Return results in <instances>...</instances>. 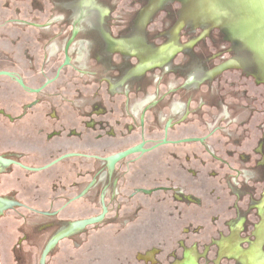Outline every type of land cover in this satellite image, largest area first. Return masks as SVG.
<instances>
[{
  "label": "flooded vegetation",
  "instance_id": "flooded-vegetation-1",
  "mask_svg": "<svg viewBox=\"0 0 264 264\" xmlns=\"http://www.w3.org/2000/svg\"><path fill=\"white\" fill-rule=\"evenodd\" d=\"M12 1L26 11L28 0H0V124L12 134L0 140V218L13 213L22 224L12 230L21 236L7 249L11 261L41 264L46 252L44 264L57 255L74 264L76 253L90 255L85 230L107 223L120 226L116 264H264V132L240 150L250 109L221 86L242 69L233 49L199 45L191 29L169 42L174 7L156 35L151 22L140 24L142 6L135 23L119 12L98 24L89 8L75 17L74 0H31L46 17L27 23L10 18ZM140 27L144 40L130 39ZM28 187L45 200L19 198Z\"/></svg>",
  "mask_w": 264,
  "mask_h": 264
},
{
  "label": "water",
  "instance_id": "water-1",
  "mask_svg": "<svg viewBox=\"0 0 264 264\" xmlns=\"http://www.w3.org/2000/svg\"><path fill=\"white\" fill-rule=\"evenodd\" d=\"M124 1L137 16L140 13V6L143 7V13L139 15L140 19L143 23L151 22L149 28L156 29V35L164 30L162 20L166 16L163 11L172 10L174 7L176 10L166 22L165 32L168 36L166 39L171 43H175L179 31L191 29L196 35L193 41L204 40L199 45L210 46V43H214L219 50L233 49L232 57L242 69L225 74L221 86L226 87L225 92L234 95L233 100H230L231 103L235 105L242 103L250 109L241 117L245 119L249 115V126L245 128L248 130L246 136H248L247 140L256 147L258 134L264 132L261 129L262 125L264 126V0H154L152 2L147 0L144 4H142L144 0ZM71 41L72 39L66 49ZM215 49L210 48V54H215ZM228 68L225 64L216 71ZM240 72H249L250 77H241ZM139 150L140 147H137L133 151ZM127 154L118 155L111 160L114 163ZM99 220L100 218L89 220L78 224L77 227L93 225ZM45 255L46 252L41 264H44Z\"/></svg>",
  "mask_w": 264,
  "mask_h": 264
},
{
  "label": "rangeland",
  "instance_id": "rangeland-1",
  "mask_svg": "<svg viewBox=\"0 0 264 264\" xmlns=\"http://www.w3.org/2000/svg\"><path fill=\"white\" fill-rule=\"evenodd\" d=\"M110 2H112L113 4H115L114 6V11L112 13H110V10L108 7L101 5L98 0L94 1V0H74V4L72 5L73 10L72 12L74 14H76L75 17L78 16V14L84 12L87 10V8L92 9L93 10V23H106V21L108 19L110 20H114L116 19L117 13H121L122 15V19H123V24L126 23H131L132 21H134L133 23H135L137 15L133 12V10L125 3L124 0H109ZM31 0H28V6L26 8V11H24L22 9V7L19 6V3H11V11H10V18L11 19H18V18H22L27 20V23H32L33 22V18L35 17H39V21H42L43 18H45V14L42 12L41 14L38 13L37 8L33 6L32 3H30ZM100 5H99V4ZM17 8V10H16ZM19 9H22L19 11ZM46 9V6L45 8ZM43 10V9H42ZM6 14L7 11H3V9L1 8L0 5V40L1 35L4 34V29L2 27V24L5 21L6 18ZM43 14V15H42ZM135 16V17H134ZM138 19V18H137ZM140 20V24L142 23V20ZM38 21V22H39ZM88 20H86L85 22H87ZM84 22V21H82ZM112 22V21H111ZM141 29L143 30V28H139L138 31L134 32L131 37H129L130 39H137V40H144V35H143V31L141 32ZM12 35H14L15 33L12 31ZM28 35L29 33H31L30 31H27ZM23 45V44H21ZM21 45H16L13 49L16 52V54H19V50H22ZM3 42L0 41V50L3 49ZM27 47H29V45H27ZM3 81L2 78H0V83ZM15 95H11V97H14ZM0 97H2V95L0 94ZM34 97H28L27 100H33ZM9 132H6V128L3 127L0 124V140L2 141V137H4L3 139L7 140V138L9 137ZM9 139V138H8ZM18 141V138H15ZM28 140V141H27ZM26 142H33L32 140L26 139ZM252 148L254 149L255 147L248 141L246 140L244 142V144L241 147V151L244 150L243 148ZM27 148V147H26ZM2 149V148H1ZM27 150H29L27 148ZM259 157L255 156L254 160L258 159ZM147 159V158H145ZM145 163L148 162L147 160H143ZM150 161V160H149ZM152 162V160H151ZM54 170H52L50 173L52 176V174H54ZM38 176H35L34 178H36ZM72 178L70 177L69 180H71ZM77 177L75 178V182L77 181ZM0 182H1V187H3L5 185V179L4 177H0ZM0 187V188H1ZM43 192L41 189H37L35 191L32 190V187H28L26 191H19L17 192V196L23 200H28V198L32 199V197L37 196V198L40 199L41 197V201L45 200L46 197L43 196ZM98 210H91V214L93 213H97ZM154 215L155 216H160L163 217L165 215H167L166 211L161 209V208H156L154 211ZM25 213V212H24ZM82 213H78L75 212V216L78 217L79 215H81ZM140 215L143 217V221L146 220V217H149L148 214V209H144L143 212L140 213ZM11 217V218H10ZM13 217H15V215L13 213H8V212H4V215L0 218V264H14L11 261V257L8 256L7 254V249L11 244H15L16 246H18L19 244V237L21 236L19 233L16 234L15 232L13 233L12 230H18L22 224L18 223L19 221L14 222L13 221ZM163 222L164 221H160ZM158 224V223H157ZM143 226H145L146 224H142ZM138 225H131L132 229H128L129 231H141L142 229L137 227ZM163 224L160 223L158 224L157 227H155V231L158 230L159 227L162 228ZM24 227V224H23ZM120 230V226L119 225H109V224H102V225H97L96 227H92V228H87L85 231L88 232L89 234V238L87 240V244L84 246L87 249H90V255L88 256H84V255H78L79 253H76L75 255L76 258L79 259V261H77L74 264H79V263H86L89 259H93V258H100V260L102 259V261L100 263L102 264H116L118 263L117 259L119 258V256L116 254V249H118L120 246L117 245V240L115 238V233L117 231ZM145 230V229H144ZM161 230V229H160ZM116 231V232H115ZM118 239V238H117ZM119 240V239H118ZM117 245V246H116ZM61 247H64V245H62ZM57 258V259H56ZM37 260L38 257L35 256V261L34 264H37ZM50 262L56 263V264H69L67 262V256L65 255H57L55 256L53 259L50 260Z\"/></svg>",
  "mask_w": 264,
  "mask_h": 264
}]
</instances>
